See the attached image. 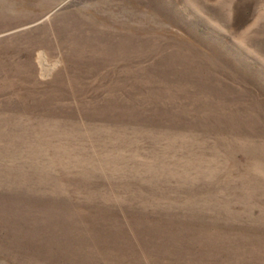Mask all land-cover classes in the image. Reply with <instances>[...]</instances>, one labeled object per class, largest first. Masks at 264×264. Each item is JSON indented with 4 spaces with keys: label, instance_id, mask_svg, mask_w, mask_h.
I'll use <instances>...</instances> for the list:
<instances>
[{
    "label": "rangeland",
    "instance_id": "obj_1",
    "mask_svg": "<svg viewBox=\"0 0 264 264\" xmlns=\"http://www.w3.org/2000/svg\"><path fill=\"white\" fill-rule=\"evenodd\" d=\"M0 264H264V0H0Z\"/></svg>",
    "mask_w": 264,
    "mask_h": 264
}]
</instances>
